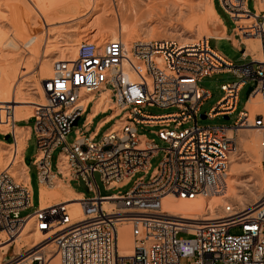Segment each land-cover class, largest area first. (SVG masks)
<instances>
[{
    "label": "built area",
    "instance_id": "1",
    "mask_svg": "<svg viewBox=\"0 0 264 264\" xmlns=\"http://www.w3.org/2000/svg\"><path fill=\"white\" fill-rule=\"evenodd\" d=\"M246 2L219 0L234 23L236 37H264V0L255 14ZM252 17L253 22L239 25ZM212 39L181 43L146 38L130 44L123 38L83 40L76 58L54 62L51 78L42 82L47 102L36 104L34 117L21 120H34L26 143L32 137L37 143L33 165L40 188L54 177L68 183L82 180L93 196L80 201L84 219L72 218L66 204L39 208L21 217L34 208L31 181L18 182L8 169L0 172V232L15 242L33 220V229L48 236L40 245L13 255L7 264H50L53 255L60 257L61 264H181L184 259L187 264H264V195L247 209L227 204L215 219L175 216L163 209L167 196L210 199L228 189L233 141L226 137L224 127L199 125L203 105L212 97L200 82L221 73L236 78L221 86L223 97L205 114L211 120L237 112L243 87L264 85V58L247 55L242 42L241 57L251 62L236 66L211 47ZM102 92L109 93L111 101L103 105L109 106L101 110L105 117L98 128L113 119L107 123L111 128L97 141L98 131L91 133L86 128L100 114L90 120L87 112H94ZM148 107L176 112L152 115L146 113ZM83 117V127L75 130L73 143H68L69 134ZM238 121L246 125L247 113L240 114ZM21 122L16 121L11 104L0 103V125L11 124V131L1 132L9 136L10 164L19 155L15 126ZM193 122L194 126L181 130ZM138 126L158 127L155 133L168 143L167 148L160 149L154 139L139 135ZM256 126L264 131L263 116L256 117ZM57 148L62 151L53 172L51 156ZM160 151L164 159L150 171L151 160ZM142 172L145 175L134 181L130 191L119 190ZM96 173L106 190L103 196ZM105 203L113 207L105 208ZM124 223L133 228L130 256L119 250L118 228ZM234 229L240 232L233 233ZM184 234L188 237H180Z\"/></svg>",
    "mask_w": 264,
    "mask_h": 264
},
{
    "label": "rangeland",
    "instance_id": "2",
    "mask_svg": "<svg viewBox=\"0 0 264 264\" xmlns=\"http://www.w3.org/2000/svg\"><path fill=\"white\" fill-rule=\"evenodd\" d=\"M89 1L85 4L86 8L83 12V14L85 15H83L82 19L80 18L79 21H70L71 23L66 21L60 22V24H58L57 20L56 25L54 24L50 26L49 23L52 24V18L56 19V17L60 18L61 15L64 16L63 14H65L67 11H69L70 8H73L75 5L81 2V0H0V66L2 68H7L11 65L15 67L16 65H18L17 68L19 72H22L21 74L25 73L23 78L21 77L20 81L17 83L18 85L16 84V92L19 94L21 93V96L23 95V97L33 102L37 101L46 103L45 95H43L41 90V82L43 80L42 78L50 76L54 64L53 62L55 60H60V58L66 57L74 58L77 55L78 45L83 40H98L100 42H103L105 39H116L121 36L124 40L126 39L127 41L143 38H164L177 41L179 40L182 42L184 41L187 43L193 42L197 39H201L202 37H209V34L211 32V28L209 26L213 25L212 23H209V26L206 24V15L209 11L207 9L208 0ZM92 1H97L98 6L95 10V4H89L92 3ZM35 3L41 7L49 8L48 12L51 14H47V23L46 21H41L43 20V18L39 17L38 13V15L36 14L37 10L35 9ZM257 4L259 5V0H248V9H250L253 14H255ZM216 5L217 10L219 11V14L224 21V24L228 27L230 32H233L235 26L232 19L227 14V12L221 8L219 0H216ZM89 7L93 8V10H90ZM16 22L18 23L16 24ZM20 24H28L29 31H31L32 36L37 33V35L41 36V41L39 40V47L41 48V51L39 48V52L37 55L32 56L30 54L31 48H24V43L26 40H21L20 35L16 30L17 26ZM121 27L123 30L121 29ZM74 29H77L79 31L74 32ZM41 30H43L44 32ZM237 34L241 35L239 31H237ZM227 37H231V41L215 39L210 40L211 47L223 54L225 58H228L236 66H242V64H244L245 62H251V59H247V61L243 60L241 57V51H239L240 43L245 42L247 44L246 38L244 37L239 40V37H237V39L234 40V37L232 36ZM10 41L14 42L18 46V48H14L12 42ZM232 41L235 43L234 45L236 47L233 46ZM66 43H75L76 47H72L73 49L71 51H65L69 47L66 46L62 49V47L60 46L66 45ZM244 48L245 47L242 46V50H244ZM13 50H16L17 52H14ZM16 55L18 56V59L12 60V56ZM22 67L25 68L24 72L22 70ZM45 68H48L50 71ZM42 69L46 70V72L42 73ZM233 81H236V78L233 74L221 73L211 76V78H204L200 82V87L211 92L212 97L203 105L204 107L202 108V112L198 119L199 125H201L202 127L224 126L227 128L234 127L236 125V120L238 119L240 113L244 112V109L248 108L247 93L252 85H247L243 88V91L241 92L239 97L237 112H235L233 115H230L228 120H226L224 116L216 117L212 120L209 118L203 119L201 117V115H205L206 113L210 112L211 109L217 104V102L223 97L224 93L221 90V86ZM174 112H176V109L171 108L163 110L155 107H148V109L146 110L147 114L149 113L152 115H164ZM104 117L105 115L100 114V116L95 119L92 130H95L97 124ZM83 122L84 117L79 120L78 124L74 126L73 131L69 134L67 138L68 143H73L75 138V130L78 128H82ZM33 125L34 120H30L28 122H22L21 124H19V127L26 126L34 128ZM111 126V124H108L103 128L100 136L97 138V141L101 139L103 133L109 130ZM192 126H194V122L184 125L181 130L190 128ZM172 129H174V126H172ZM7 130L8 128H6L5 131ZM158 130V127L151 128L149 126H138L139 135L146 136L148 140L154 139L160 149H165L167 148L168 143L163 142L161 139H159V137L155 133ZM255 135L256 132L253 131H244L243 133L239 132L238 136L234 135L238 147L235 157L238 161L236 163L232 162L230 165V170L232 168H238V170L240 169L238 171V174L235 176H231V178H233L237 183L239 182L240 185V194L238 195V198L236 197V199L239 201L242 200V202L248 208L260 202V199L264 195V168L262 164L261 145L260 141L257 140V137L255 138ZM242 139H245V141H241ZM1 140L5 141V143L8 144V140L5 137L0 136V141ZM6 150L9 151L8 145L2 147V151ZM61 151V148H57L56 150H54V153L51 156V165L53 172L57 169V163L59 160L58 157ZM24 155L26 164L30 168L29 175H31V187L32 191H34V208L24 211L21 214V217H24L28 214H33L40 208L38 207L41 197L40 181L39 176L37 175L36 167L33 165V162L36 160L35 158L38 155L37 143L34 137L29 140L28 148ZM164 156V152L162 151L156 154V156L151 160L150 171L155 169L163 161ZM9 162L10 158L8 156V159H6L3 165H1L2 167L0 168V172L5 169L6 165ZM240 166L242 167L240 168ZM143 175H145L144 172L137 173L134 179L127 186L119 190H121L122 193L130 191L134 186V181ZM148 177L149 176H147V179ZM61 184L62 186L59 190L64 191L63 187H65V184ZM71 187L73 191L75 190L77 194L79 193V195L84 194L86 197L93 196L92 192H89L88 190L86 191L81 187L80 182L73 181ZM119 190H114L111 192L114 194H118ZM239 201L236 202L239 204ZM31 226L32 229L33 225ZM120 231L121 239L123 238L125 241H127V238H130L129 250H131L133 248L131 228L123 225ZM232 232L239 233L240 230L234 229ZM180 237L184 238L188 236L184 234ZM30 243L33 244L31 239L25 238L22 242H20L21 245H26L25 248L31 247ZM25 248H23V250ZM121 249H124L122 245ZM18 253V246H16V243H14L13 245L9 246L7 250L0 251V257L3 259L4 264H7L9 260L13 258V255H17ZM58 263L59 258L54 257L52 260V264ZM181 264H187V261L184 259L183 261H181Z\"/></svg>",
    "mask_w": 264,
    "mask_h": 264
},
{
    "label": "bare ground",
    "instance_id": "3",
    "mask_svg": "<svg viewBox=\"0 0 264 264\" xmlns=\"http://www.w3.org/2000/svg\"><path fill=\"white\" fill-rule=\"evenodd\" d=\"M88 1L89 0H81V2H79L73 8H70L69 11L66 10L67 12L65 14H63L64 16L61 15L60 18L56 17V19L52 18V20H51L52 24L49 23L50 26L54 25V24L56 25L57 20H58V24H60V22H66V21H68V22H70V21L74 22L77 20L79 21V19L80 18L82 19V16L85 15V14H83V12L85 11V8H86L85 4ZM93 3L95 4V6H94V10H95V9H97V6H98L97 1H92V3H89V4H93ZM207 5H208L207 9L209 11H208V14L206 15V24L208 26H209V23L213 24L212 26H209L211 28V32L209 34V37H207V38H209V39L213 38L215 40L230 39L229 37H227L225 35L226 30H225V28H224V26H223V24L219 18V15L217 14V11L214 8V1L208 0ZM246 6L248 9V0L246 2ZM35 7H36L35 9L37 10L36 14L38 13L39 15L38 14L37 15L39 17L43 18V20H41V21H44V22L46 21V23H47V18H48L47 14H49V15L51 14L48 12L49 8L48 7H41V6L37 5L36 3H35ZM259 8L260 9L263 8V4L260 3V0H259V5L257 4V6H256V9H259ZM89 9L93 10V8H90V7H89ZM88 12H89V10H88ZM253 19H254L253 17L252 18H245L241 22H239V25H241L242 23L253 22L252 21ZM17 23L18 22H16V24ZM121 29H122V27H121ZM16 30L20 35V39L26 40L24 43V48H27V49L31 48L30 54L32 56L37 55L39 52V48H40L39 47V40L41 39V36L37 35L38 33L34 34V36H32L31 31H29L28 24L27 25H21L20 24L17 26ZM41 31H43V30H41ZM73 31L78 32L79 30L74 29ZM241 34H242V32H241ZM179 35H181V34H179ZM237 35H239V34H237ZM244 37L246 38V41H247V44L244 42L247 45L246 50H248V51H246V53L247 52L251 53L254 57H256L255 60H258V59L262 60L264 58V37L259 36V35H257V36L252 35V36H242L241 38H244ZM118 38H122V37L120 36ZM118 38H116V39H118ZM114 39L108 38V39H105L104 41L114 40ZM143 39H145V38H143ZM147 39H151V38H147ZM136 40H140V39L128 40V41L125 39L124 42L127 44H130V42H133ZM239 40H241V39L239 38ZM10 42H12V41H10ZM180 42L186 43L184 41L183 42L180 41ZM12 44H13L14 48H18V46L14 42H12ZM66 46H68L69 48H67L65 51H67V50L71 51L74 47H76V44L75 43L74 44L66 43V45H61L60 47H62V49H63V47H66ZM70 47H71V49H70ZM13 51L17 52L16 50H13ZM40 51H41V48H40ZM76 56L74 58H76ZM74 58L73 57L60 58V60H55L54 62L67 61V60L74 59ZM16 59H18L17 55L12 56V60H16ZM17 66L18 65H16V67L11 65L10 67H7V68H2L0 66V103L11 104L13 106V109L15 112L16 121L21 122V119H29V118H32L35 116L36 104L43 105L45 103L37 102V101L33 102V101L23 97V95L21 96L20 95L21 93L19 94L16 92V84L20 81V78L21 77L23 78V76L25 75V73L21 74L22 72L21 73L19 72ZM24 69L25 68L22 69L23 72L25 71ZM45 69L49 70L48 68H45ZM43 72H46V70L42 69V73ZM52 74H53V68H52V72L50 73V76L42 78L43 79L42 82L47 80V79H50ZM42 82H41V90H42V93L44 95ZM251 88H253V91L248 96V108H246L247 111L244 110V112L240 113V114L247 113L248 123L244 126H240L239 125L240 122L237 119L236 125L234 127H228L227 128L224 126H218L219 128H223V127L226 128L225 129L226 130V137L231 138L233 141V150L231 152L232 154L230 155L229 173H228V180H227L228 189H227V192L226 191L224 192L225 195L224 194L216 195L214 197H211L210 199H207V198L201 196V197H198V198L193 199V200H190V199H183L182 200V199H179L177 196H167L162 201L163 209L165 212H169L171 215H175V216L181 215V216H185V217H196V218L208 216L209 218L215 219V217H218L221 214H223V207L227 206V204L234 203L240 209H247L248 208L247 206H245V204L242 202V200L239 201L236 199V197L238 198V195L240 194V192H239L240 185H239V182L237 183L233 178H231V176L237 175L238 171L240 169L238 170V168L237 169L232 168L230 170V165L232 162L236 163L238 161L235 157L238 147H237V141H236L234 135L238 136L239 132L243 133L244 131H247V132L253 131V132H256L255 138L257 137V140L260 141L261 152H262V164H263V168H264V131H263V129H261V128L259 129L256 126V117L260 116V115L264 117V85H256V86L252 85ZM102 93L103 94L100 98V101L98 102V104L94 108L95 110L96 109L97 110L98 109L99 110L100 109L105 110L109 106V105L103 106L104 104H107V103L109 104L111 101L109 93H106V92H102ZM46 102H47V100H46ZM224 117H229V116H224ZM112 119L113 118H108L107 120L110 122V121H112ZM206 119H207V116H206ZM10 126H11L10 123L5 124V125H0V132H4L6 130V128H8V130L5 132L11 131ZM15 127H16L15 130L17 132V136L19 138L18 139L19 155L16 158V161L14 160L15 163L10 164V162H9L3 171L8 169L10 174L13 175L18 182H23V181L29 182V181H31V175H29L30 168L26 164V159H25L24 154L28 148V144L26 143V140L29 137L30 130H33V128H30L27 132V130L22 129V127H19V125H16ZM241 141H245V139L244 140L242 139ZM7 145L9 147V143ZM4 146H5V144H0V168L2 167L1 165H3V163L6 161V159H8V156H9V158H11L10 157V155H11L10 151H8V150L2 151V147H4ZM51 162H52V160H51ZM241 167L242 166H240V168ZM72 182L70 181L68 183L67 181H65L61 178H57V177H54L51 180V183H44L43 182L41 189H40V191H41L40 205H39L40 208L42 210H46V209H50L52 207H55V204H66V206H68V208H69V211L71 213L72 218L84 219V214H83L84 206L82 205V203L80 201L86 196L84 194H80V195H79V193L77 194V192L75 190L73 191V189L71 187ZM61 183L65 184V187H63L64 191L59 190L60 187L62 186ZM241 186H242V184H241ZM99 188H100V185H99ZM100 192H101L102 196L105 195L102 193V189ZM105 192H106V190H105ZM234 200L239 201V204ZM104 205H105V208L113 207L111 204H108V203H105ZM194 210H196V211H194ZM32 222H33V220H31L28 223V225L24 228L21 235L16 238L15 242H12V240H8L5 236V234L3 232H0V251L7 250L9 248V246L16 243V246H18L19 253H21L23 248H25V246H26V245L20 244V242H22L24 240V238L25 239H31V241L33 242V244L30 243L31 247H28L27 249L34 248V247L40 245V243H42L46 239H48L47 238L48 236L45 233L36 232L33 228L31 229V227H32L31 225H33ZM123 225L131 228V236H132V241H133V248L131 250H129L130 238H127V241H125L123 238L121 239V236H120V233H121L120 230H121ZM118 235L120 236L119 237V250L127 256L132 255L133 249H134V236H133L132 225L130 223L121 224L120 227L118 228ZM120 239H121V245H122V247H124V249H121ZM9 243H10V245H9ZM50 248H51V246L48 245V249H50ZM54 257H58L59 258L58 264H61L60 257L58 255L57 256L53 255L51 257L50 264H52V260ZM0 264H4L3 259L1 257H0Z\"/></svg>",
    "mask_w": 264,
    "mask_h": 264
},
{
    "label": "crops",
    "instance_id": "4",
    "mask_svg": "<svg viewBox=\"0 0 264 264\" xmlns=\"http://www.w3.org/2000/svg\"><path fill=\"white\" fill-rule=\"evenodd\" d=\"M214 1V8H215V10L217 11V14L219 15V18H220V20L222 21V24H223V26H224V28H225V30H226V32H225V34L227 35V36H232V37H234L235 35H234V33L233 32H230L229 31V29H228V27L224 24V21H223V19H222V17H221V15L219 14V11L217 10V5H216V0H213ZM236 34V33H235ZM231 38V37H230ZM237 39V37L235 36L234 37V40H236ZM226 40H230L231 41V39H226ZM233 42V41H232ZM235 43L233 42V46H235L234 45ZM236 47V46H235ZM242 50V47H241V45H240V49H239V51H241ZM246 51H248V50H246ZM247 55H249V56H253L251 53H246ZM223 55V54H222ZM253 58L255 59V57L253 56ZM92 111L93 110H88V112H87V115L88 116H90L89 117V119H94L98 114H100V112H101V109L99 110H94V112L92 113ZM96 118H98V117H96ZM95 118V119H96ZM95 119L92 121V124L91 125H89L86 129L87 130H89L91 133H96V130L98 131V136H100V134H101V131L103 130V128L104 127H106L108 124L107 123H109V121L108 120H106V121H104L102 124H101V127L100 128H98V124L101 122H99L98 124H97V127L95 128V130H92V126H94V121H95ZM21 120H24V119H21ZM22 127V129H25V130H27V132H28V130L31 128V127H26V126H21ZM105 133V132H104ZM28 135V134H27ZM0 136H2V133L0 132ZM2 137H4V136H2ZM0 144H5V145H7L6 143H5V141H3V140H1L0 141Z\"/></svg>",
    "mask_w": 264,
    "mask_h": 264
},
{
    "label": "water",
    "instance_id": "5",
    "mask_svg": "<svg viewBox=\"0 0 264 264\" xmlns=\"http://www.w3.org/2000/svg\"><path fill=\"white\" fill-rule=\"evenodd\" d=\"M252 91H253V88H249V91H248V93H247V96H249L250 93H251ZM201 117H202L203 119H206V115H201ZM224 118H225L226 120H228L229 117H224ZM76 123H77V122H75V124H76ZM5 138L8 139L9 137H8V136H5ZM95 177H96V180H97L98 184L100 185V188L102 189V193H103V194H106L105 189H104V186H103V184L101 183L100 174H99V173H96V174H95ZM80 185H81V187H82L83 189H85L86 191L88 190V189H86L85 184H84V182H83L82 180H80Z\"/></svg>",
    "mask_w": 264,
    "mask_h": 264
},
{
    "label": "trees",
    "instance_id": "6",
    "mask_svg": "<svg viewBox=\"0 0 264 264\" xmlns=\"http://www.w3.org/2000/svg\"><path fill=\"white\" fill-rule=\"evenodd\" d=\"M7 142L9 143V140Z\"/></svg>",
    "mask_w": 264,
    "mask_h": 264
}]
</instances>
